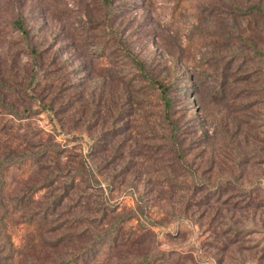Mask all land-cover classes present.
<instances>
[{"label": "rangeland", "instance_id": "1", "mask_svg": "<svg viewBox=\"0 0 264 264\" xmlns=\"http://www.w3.org/2000/svg\"><path fill=\"white\" fill-rule=\"evenodd\" d=\"M17 8L35 40H47L52 66L34 88L54 111L43 112L34 93H1L0 180L9 171L0 264H57L119 213L131 217L111 249L77 264H264V59L240 40L251 35L264 51V18L237 19L219 0H114L109 17L99 0H0V51L19 58L25 49L8 25ZM131 53L177 86L175 132ZM39 149L44 160L22 173ZM55 156L82 175L81 214L104 208L102 225L68 228L35 213L68 181L51 180Z\"/></svg>", "mask_w": 264, "mask_h": 264}, {"label": "trees", "instance_id": "2", "mask_svg": "<svg viewBox=\"0 0 264 264\" xmlns=\"http://www.w3.org/2000/svg\"><path fill=\"white\" fill-rule=\"evenodd\" d=\"M101 3V6L103 9L106 10V14H109V11L112 9L114 5V0H99ZM222 3H225V5H228L231 9V14L236 17L237 19L245 18V17H260L264 18V0H219ZM7 3V2H6ZM10 21L8 22L9 27L11 28L12 32L15 34L14 38L15 42L19 45L22 44L25 51L22 49V55L19 58L17 54H12L10 56L9 53H6L3 55V51H0V65L2 63H5V69H0V97L2 96L1 93H6L8 96L10 95H16L17 99L19 100L22 98V94H19L16 92V89L23 90L24 95L29 96L28 93H34L31 95H36L32 98L35 99L37 102V105L42 106L43 112H49L53 113V107L52 103L50 102H44L43 97L41 96V92H37L36 88H34L36 85L41 83L43 78L47 79V72L49 68L52 66L50 62L47 64L45 63V42L47 40L43 41H37L35 40V33L33 31V28L28 25L27 21L23 17V14L19 8H17L16 12H11ZM96 21V20H95ZM94 22H92L93 24ZM97 23V22H96ZM107 30L110 32V34H114L115 30L111 25L107 26ZM5 41V46L7 48H10L11 42ZM240 40L243 41L245 45H249L251 47L253 52L258 53L262 56L264 59V51L258 49L255 44H253V38L251 35L244 36ZM10 45V46H9ZM14 45V44H13ZM248 47V46H247ZM8 52V51H7ZM127 56L131 59L134 67L136 68L135 74L138 75V78L140 81H143L147 84V86L155 91V97L160 101L162 106V113L165 114V120L168 122L170 126L171 132H175L176 125L175 122L171 119L172 117V110L174 107L175 102V91L177 89V86L174 84H165L164 82L158 80L157 78L153 77L149 70L145 67V65L137 59L136 56H134L132 53L127 54ZM27 59L29 68L25 66H20V62L22 63L23 59ZM22 59V60H21ZM25 61V60H24ZM25 63V62H24ZM240 63V62H239ZM31 66V68H30ZM44 67V68H43ZM19 73L21 77L19 76ZM2 100H4V96H2ZM4 107L13 108L12 105L9 103L4 104ZM115 109V112H118L119 108H113V111ZM26 110V111H24ZM23 110V114L26 115V113H29L28 107H26ZM16 115H19L15 113ZM102 134V133H100ZM98 135L97 138L92 139V143L90 145L91 152H94L95 149H97V146H99V141L101 139V135ZM101 141V140H100ZM57 154L61 152V149L55 150ZM45 151L42 149H39V151L30 153L27 155V158L23 160V164L18 167V169L22 170V173H31L32 171V165L40 163L45 156ZM60 158L55 156L53 159L54 168L52 169V172L56 176L55 178H51L52 181L55 183L57 181H60L64 178H67V182H63L60 185V195L59 197H53L50 198L48 201H46L45 207H40L39 210L35 209V213L39 214V218H46L49 216H54L53 220L54 222L58 221V224L66 225V227H72V225H83L85 222L88 225L97 224L102 225L104 219H107L108 214L104 211V208H99L94 213L90 212L91 218H86L87 216L82 215L81 213H88L86 211L85 201L81 199V194H79L75 187L79 183L78 177H82V175L78 174L77 172H74V174L67 173L66 171L61 170V168L58 165V160ZM18 162V161H17ZM9 168V167H8ZM9 170H4V174L1 177L0 180V189L7 188V183L5 181V174ZM79 175V176H78ZM78 182V183H77ZM229 182V181H228ZM228 183L226 182L225 185ZM198 185H195L194 187H197ZM224 186V185H222ZM226 188V187H222ZM39 188L32 189L30 191L31 194H27L28 197H30V200L33 198V196L36 194V191H38ZM1 191V190H0ZM217 195H219V192H217ZM87 197V196H86ZM87 199V198H86ZM17 200H20L19 198ZM205 201V200H204ZM218 201V200H216ZM204 204H209V202H204ZM131 217L130 214L123 215L122 213L116 214L112 222L109 224V226L106 229H102L101 231H98L97 235L93 238H91L89 241H87L84 246L78 248L71 257H68L67 259H62L57 262V264H77V260L83 259V262L86 263V260L89 258V260H95L98 256V254H103L111 249V247L114 245V239L118 237L117 232L120 231L121 225L127 221V219ZM90 221V222H89ZM90 226L88 228L91 230ZM240 231H243L242 229H239ZM238 230L234 231L233 236L231 237L232 240H234V236H238ZM89 235H92L89 234ZM87 235V236H89ZM248 249H252L256 246H245Z\"/></svg>", "mask_w": 264, "mask_h": 264}]
</instances>
